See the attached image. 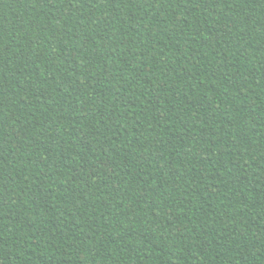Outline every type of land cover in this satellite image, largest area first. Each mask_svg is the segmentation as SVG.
Segmentation results:
<instances>
[{
	"label": "trees",
	"instance_id": "obj_1",
	"mask_svg": "<svg viewBox=\"0 0 264 264\" xmlns=\"http://www.w3.org/2000/svg\"><path fill=\"white\" fill-rule=\"evenodd\" d=\"M0 264H264V0H0Z\"/></svg>",
	"mask_w": 264,
	"mask_h": 264
}]
</instances>
